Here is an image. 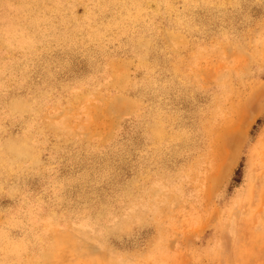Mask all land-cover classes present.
<instances>
[{"label":"rangeland","instance_id":"rangeland-1","mask_svg":"<svg viewBox=\"0 0 264 264\" xmlns=\"http://www.w3.org/2000/svg\"><path fill=\"white\" fill-rule=\"evenodd\" d=\"M0 264H264V0H0Z\"/></svg>","mask_w":264,"mask_h":264}]
</instances>
